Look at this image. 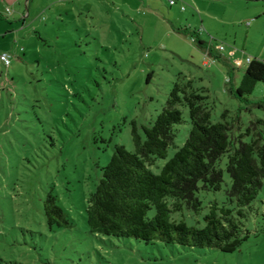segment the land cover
Segmentation results:
<instances>
[{
	"label": "rangeland",
	"instance_id": "374dc122",
	"mask_svg": "<svg viewBox=\"0 0 264 264\" xmlns=\"http://www.w3.org/2000/svg\"><path fill=\"white\" fill-rule=\"evenodd\" d=\"M176 1L172 6L170 0H0V55L11 61L10 66L0 61L3 264H264L260 216L250 217L249 240L229 254L147 245L95 235L88 227V199L101 167L115 145L135 150L132 122L153 123L179 74L206 90L215 122L225 111L229 120L241 116L242 129L264 120L258 106H264L263 83L248 97L250 105L229 91L239 86L248 57L264 61V0ZM184 27L199 31L220 59L176 32ZM218 45L226 50L220 53ZM230 50L244 59L242 66L229 59ZM184 119L177 126L180 147L191 129L188 110ZM164 164L152 169L159 174ZM230 187L225 172L221 191L200 190V215L184 209L173 220L204 227L210 204L226 202ZM51 191L74 228L49 229L44 203ZM263 199L264 186L256 205Z\"/></svg>",
	"mask_w": 264,
	"mask_h": 264
},
{
	"label": "trees",
	"instance_id": "16d2710c",
	"mask_svg": "<svg viewBox=\"0 0 264 264\" xmlns=\"http://www.w3.org/2000/svg\"><path fill=\"white\" fill-rule=\"evenodd\" d=\"M176 32L191 36L200 49L220 59L199 31L184 27ZM232 81L230 77L228 82ZM258 83L264 84V61L252 59L239 86H231L229 91L250 105L248 97ZM194 84V80L179 74L166 106L153 123L139 126L132 122L135 150L115 145L114 154L101 167V179L88 199L87 224L92 234L135 239L147 245L161 242L172 247L218 249L229 254L249 240L246 222L250 217L264 219V199L256 205L264 186V120L251 121L242 129L241 116L229 120V111H225L221 120L215 122L207 106L208 98L203 95L206 90L197 89ZM258 106L264 108L261 103ZM185 110L191 129L180 147L176 143L177 126L185 122ZM172 149L175 151L168 159ZM159 161L165 164L157 174L152 167ZM225 172L231 179L226 202L210 204L203 217L204 227L173 220V214L184 209L200 215V190L221 191ZM44 211L50 230L75 227L53 191L46 197ZM3 262L0 256V264Z\"/></svg>",
	"mask_w": 264,
	"mask_h": 264
},
{
	"label": "built area",
	"instance_id": "2783aa9c",
	"mask_svg": "<svg viewBox=\"0 0 264 264\" xmlns=\"http://www.w3.org/2000/svg\"><path fill=\"white\" fill-rule=\"evenodd\" d=\"M170 3L172 6L177 5V1L176 0H170ZM182 10H184V7H182ZM11 11L9 9H7V13H10ZM251 24H248V26L250 27ZM192 41L194 42V39H192ZM216 50H218L220 53H223L226 49L225 46L223 45H218L216 46ZM236 50H230L228 52V57L229 59L232 58L233 59V63L235 66H242L244 64V59L242 58H237L236 57ZM0 61L3 62L6 66H10L11 61L8 55L6 54H2L0 55ZM252 61V58H247L246 59V63L249 64Z\"/></svg>",
	"mask_w": 264,
	"mask_h": 264
},
{
	"label": "crops",
	"instance_id": "0c3cea01",
	"mask_svg": "<svg viewBox=\"0 0 264 264\" xmlns=\"http://www.w3.org/2000/svg\"><path fill=\"white\" fill-rule=\"evenodd\" d=\"M251 1H253V2H259L260 0H251ZM262 1V0H261Z\"/></svg>",
	"mask_w": 264,
	"mask_h": 264
}]
</instances>
